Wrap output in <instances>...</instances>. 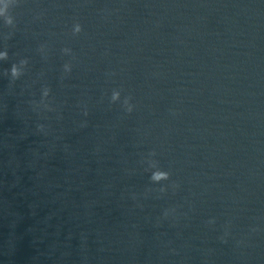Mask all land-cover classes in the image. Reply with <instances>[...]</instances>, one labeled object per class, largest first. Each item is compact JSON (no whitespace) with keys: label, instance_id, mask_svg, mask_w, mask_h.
Returning a JSON list of instances; mask_svg holds the SVG:
<instances>
[{"label":"clouds","instance_id":"clouds-1","mask_svg":"<svg viewBox=\"0 0 264 264\" xmlns=\"http://www.w3.org/2000/svg\"><path fill=\"white\" fill-rule=\"evenodd\" d=\"M4 22L8 26H13L14 25V18L9 14L7 18H4ZM72 35L76 36L79 35L83 31V27L79 22H75L72 26ZM41 51H43V46L41 48ZM63 53L65 54H71V49L70 48H64L62 49ZM8 58V53L7 51L0 52V60H6ZM21 65L26 66L28 61L27 60H21L19 62ZM64 72L65 73H70L72 70V65L71 63H65L63 65ZM10 75L13 80L18 79L21 75H23V72L20 70V68L17 67V64H13L10 69ZM50 89L45 87L42 91V101L43 99H46L49 96ZM121 100V90L120 89H113L111 92V97H110V102L115 103L117 101ZM122 106L124 107L125 111L128 113H131L134 110L135 105L131 102V97H125L122 102ZM44 107H49L47 104L44 105ZM85 114H87L85 112ZM41 129L43 126H39ZM155 152L149 153V156H155ZM170 179V173L166 170H162L161 168H157L153 171H151L150 175V180L153 183L159 184L162 181H168ZM173 188L179 187L177 184L172 185ZM161 192L166 191L164 187H161L160 189ZM168 215V212H165V216ZM209 223H214V220H210Z\"/></svg>","mask_w":264,"mask_h":264}]
</instances>
